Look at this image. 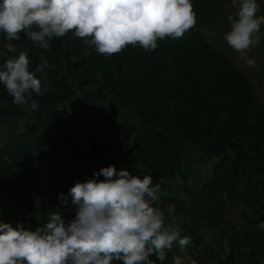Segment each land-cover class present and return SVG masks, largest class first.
I'll list each match as a JSON object with an SVG mask.
<instances>
[{
    "label": "rangeland",
    "instance_id": "374dc122",
    "mask_svg": "<svg viewBox=\"0 0 264 264\" xmlns=\"http://www.w3.org/2000/svg\"><path fill=\"white\" fill-rule=\"evenodd\" d=\"M191 2L196 25L184 36L200 32L218 47L221 40L220 30L216 28L221 12L219 0ZM258 4V15H264V2ZM234 15L228 13L227 26H230L229 16ZM20 36L19 41H11L18 50L15 55L30 49L37 66L45 61L51 66L36 73L42 81L43 94L33 93L31 99L41 98L45 109L57 112L56 120L63 121L61 130L49 135L45 144H39L38 137L50 123L46 121L47 111L38 101V108L32 110L29 101L17 113V132L30 133L32 127H37L30 140L39 146L24 162L39 166L35 179L43 189L54 196L61 195L58 190L69 180L94 178L95 172L109 165H114L117 171L127 169L134 175H151L153 185L160 184L158 206L165 213L166 225L178 227L182 236L191 238L183 252L174 244L172 250L166 252L163 264H173L175 255L181 256L183 264H245L251 258L257 264H264V229L258 227L262 221L253 214L255 185L247 182L246 170L244 172L234 161V155L228 153L231 158L222 163L220 157L201 142L187 141L179 147L173 143V138L163 136V128L145 118L136 103L122 92L127 89L122 79L127 62L117 59L118 55H114L113 66L103 62L98 67L93 61L98 53L95 47L86 45L72 32L53 38L49 50L39 48L23 33ZM74 38L77 44H72ZM7 43L5 35L0 33V48ZM55 43L56 51L52 53L51 45ZM91 54V60L74 67V61ZM4 59L0 56V65ZM254 71L259 70L254 68ZM246 72L249 76L252 73L250 69ZM251 82L258 101L263 104L264 80L252 79ZM1 90L2 84L0 121L6 119L5 111L18 107L13 97L4 95ZM64 135L69 136L68 141H62ZM43 152L65 158L71 168L55 170L47 166L40 158ZM98 179L104 177L101 175ZM56 199L20 187L17 198L12 200L5 190H0V221L11 223L13 227L23 222L25 227L35 229L46 222L48 212L57 209L66 220L73 218L76 206L72 204V197L67 198V207ZM169 207L172 213L168 212ZM150 259L161 264L155 256Z\"/></svg>",
    "mask_w": 264,
    "mask_h": 264
},
{
    "label": "clouds",
    "instance_id": "9594fccd",
    "mask_svg": "<svg viewBox=\"0 0 264 264\" xmlns=\"http://www.w3.org/2000/svg\"><path fill=\"white\" fill-rule=\"evenodd\" d=\"M231 6L236 12L229 16L230 30L223 39L245 53L259 42L264 15H258L257 0H231ZM195 25L191 0H0V33L9 41L0 48L5 58L0 84L14 104L31 101L30 108H38L31 99L33 93L43 94L36 73L51 66L45 61L33 71L27 51L15 55L11 41H19L21 33L49 50L53 38L72 32L99 54L111 56L129 44L153 51L158 40L180 39ZM246 63L254 66L255 61ZM69 193L76 206L71 219L57 209L35 229L0 221V264H156L152 256L163 264L174 244L183 252L191 243L178 227L166 225L158 206L160 184L153 185L151 175L109 165L94 178L75 182ZM60 198L67 204L63 194ZM258 227L264 229V221ZM173 264H183L181 256H173Z\"/></svg>",
    "mask_w": 264,
    "mask_h": 264
},
{
    "label": "trees",
    "instance_id": "16d2710c",
    "mask_svg": "<svg viewBox=\"0 0 264 264\" xmlns=\"http://www.w3.org/2000/svg\"><path fill=\"white\" fill-rule=\"evenodd\" d=\"M77 43L76 38L72 39V44ZM157 44L153 51L129 44L127 49L114 54L127 62V73L122 72L127 89L122 92L136 103L145 118L163 128V136L173 138L179 147L187 141L201 142L222 163L231 158L228 153L234 155V161L246 170L247 182L255 185L253 214L257 220L264 221V103L258 101L253 83L200 32L175 41L165 38ZM56 47V43L51 45L52 53ZM27 52L31 58L30 70L35 71L37 61L30 49ZM114 55L97 53L93 61L98 67L103 62L108 66L115 60ZM91 59L92 54L86 55L73 65L77 68ZM1 91L9 95L3 85ZM36 101L47 111L46 121L50 122L37 139L39 144H45L49 135L63 128V121L56 120L57 112L45 109L41 98L37 97ZM20 107L5 111L6 119L0 121V190L15 200L22 187L57 198L61 206L67 207L68 201L64 204L61 195L50 194L35 179L39 166L24 162L39 145L30 140L37 127H32L30 133L16 131ZM63 140L68 141L69 136L64 135ZM40 158L55 170L71 168L65 158L51 152L41 153ZM86 180L71 179L58 191L69 198L75 182ZM245 264L257 262L251 258Z\"/></svg>",
    "mask_w": 264,
    "mask_h": 264
},
{
    "label": "crops",
    "instance_id": "0c3cea01",
    "mask_svg": "<svg viewBox=\"0 0 264 264\" xmlns=\"http://www.w3.org/2000/svg\"><path fill=\"white\" fill-rule=\"evenodd\" d=\"M259 1L264 2V0H257V3ZM219 2L221 4V12L218 15L220 21L219 23H217V26L215 25L216 28L220 30L219 33L221 40L220 42H218L219 50L230 59V61L237 69L243 71L249 77V79H253L254 81H257L259 79L264 80V25L261 26V31L258 34L261 38L254 47H251L245 53H240L233 50L231 47L228 46L227 42L223 39V36L227 31L230 30V26H227L226 17L228 13L231 14L232 12L235 14L236 9L231 6V1L229 0H219ZM249 59L255 61L254 66H250L246 63V61ZM245 68L247 70L250 69V71H252L250 75L252 77L248 75V73L246 72L247 70H243ZM254 68H257L259 71L255 72Z\"/></svg>",
    "mask_w": 264,
    "mask_h": 264
}]
</instances>
